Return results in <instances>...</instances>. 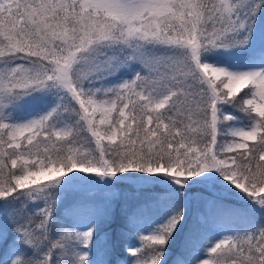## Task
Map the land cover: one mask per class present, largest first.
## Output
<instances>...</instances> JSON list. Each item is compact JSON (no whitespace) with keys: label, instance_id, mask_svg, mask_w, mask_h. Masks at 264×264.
<instances>
[{"label":"snow or ice","instance_id":"1","mask_svg":"<svg viewBox=\"0 0 264 264\" xmlns=\"http://www.w3.org/2000/svg\"><path fill=\"white\" fill-rule=\"evenodd\" d=\"M0 264H264V0H0Z\"/></svg>","mask_w":264,"mask_h":264},{"label":"rangeland","instance_id":"2","mask_svg":"<svg viewBox=\"0 0 264 264\" xmlns=\"http://www.w3.org/2000/svg\"><path fill=\"white\" fill-rule=\"evenodd\" d=\"M126 187V189L120 190V188H124ZM117 191L119 192V196L116 197L113 200V206L116 208V210H118V212L120 211L121 207L124 206H133L137 203L138 198H143L144 196L148 195L147 192H137V190L131 186V185H122L119 186ZM111 196V193L105 192L100 194V196L98 197V199H106L108 197ZM193 207H195V204L193 205ZM106 232L111 233L112 229L111 228H105ZM101 241L103 240V233H101V237H100ZM113 239H115V235L113 234ZM117 243V241H116ZM123 243L124 241L121 240L120 246H117L114 254L109 257V259L115 260L118 257L119 258H123L124 256H126L127 254L123 251ZM120 251V254H117L116 252Z\"/></svg>","mask_w":264,"mask_h":264},{"label":"trees","instance_id":"3","mask_svg":"<svg viewBox=\"0 0 264 264\" xmlns=\"http://www.w3.org/2000/svg\"><path fill=\"white\" fill-rule=\"evenodd\" d=\"M123 189H126V187H124V188H120V190H123ZM117 212H118V210H117ZM120 243H121V240H117V245L118 246H120ZM175 252H176V249H173V255H175ZM117 254H120V251L118 252H116Z\"/></svg>","mask_w":264,"mask_h":264}]
</instances>
